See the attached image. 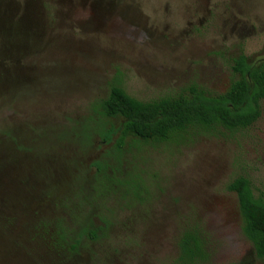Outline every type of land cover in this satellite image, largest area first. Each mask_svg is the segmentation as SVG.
I'll return each mask as SVG.
<instances>
[{"label": "rangeland", "instance_id": "rangeland-1", "mask_svg": "<svg viewBox=\"0 0 264 264\" xmlns=\"http://www.w3.org/2000/svg\"><path fill=\"white\" fill-rule=\"evenodd\" d=\"M241 54L264 62V0H0V264H176L189 222L212 264H264L227 190L264 200V101L235 134L121 145L100 106L224 93Z\"/></svg>", "mask_w": 264, "mask_h": 264}, {"label": "trees", "instance_id": "trees-1", "mask_svg": "<svg viewBox=\"0 0 264 264\" xmlns=\"http://www.w3.org/2000/svg\"><path fill=\"white\" fill-rule=\"evenodd\" d=\"M232 70L238 79L217 95L191 87L188 94L144 102L114 84L101 102L102 115L123 119L120 145L128 136L164 143L184 141L190 135L215 137L247 130L262 114L264 62L252 66L241 54L233 60ZM113 134V128L105 130L104 140L110 142ZM227 190L236 196L243 236L252 244L257 259L264 261V200L255 196L253 185L245 176L232 179ZM178 248L176 264H212L208 234L198 222L186 224Z\"/></svg>", "mask_w": 264, "mask_h": 264}]
</instances>
